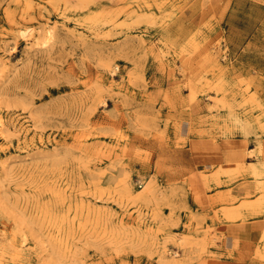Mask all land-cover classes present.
<instances>
[{
  "label": "rangeland",
  "instance_id": "374dc122",
  "mask_svg": "<svg viewBox=\"0 0 264 264\" xmlns=\"http://www.w3.org/2000/svg\"><path fill=\"white\" fill-rule=\"evenodd\" d=\"M263 16L264 0H0V264H264V237L224 246L196 209L264 216V83L240 74L263 77ZM189 137L235 156L167 181Z\"/></svg>",
  "mask_w": 264,
  "mask_h": 264
},
{
  "label": "crops",
  "instance_id": "0c3cea01",
  "mask_svg": "<svg viewBox=\"0 0 264 264\" xmlns=\"http://www.w3.org/2000/svg\"><path fill=\"white\" fill-rule=\"evenodd\" d=\"M246 2H251V0H245ZM222 21L227 18V24L229 26V29L232 28V30H237L240 32H244L242 30V27H245L246 24L244 22L240 23H235L231 22L235 17L236 13H217ZM239 18L242 19L243 17L249 18L250 13H238ZM234 21V20H233ZM249 23V21H247ZM263 23H264V16H263ZM252 27L256 26V22H252ZM240 49V48H239ZM254 64V63H253ZM252 64V65H253ZM240 67V64H237V67ZM255 67V65H254ZM241 75L248 77L249 80L253 81H263L264 83V60H263V72H262V79H259L257 75H255L252 71L251 68L245 67L241 69ZM263 98H264V88H263ZM208 138L205 137H189L184 144L182 145H171L168 147L169 154L172 153H183L184 155H187V160L189 161V166L185 167V172L181 175H176V172L174 173H167V181H175L179 180L183 176L186 175L187 172L193 171L195 169L199 170V166L197 165L198 161H201L202 159L206 160H213V159H218L217 156L219 155H227L230 156L232 155L233 157L235 156L234 154L231 153H221L218 150H215L211 145H207L206 142H208ZM241 141V139L239 138ZM252 145L249 148V150L255 149V143L252 140L251 141ZM253 146V147H252ZM241 154H237L236 156H240ZM157 160L155 166L158 167L159 174L162 173L161 169V164L164 166L172 167L173 164L170 163V161H167L165 159L160 158V154L157 155ZM226 157V156H225ZM174 171L175 168L172 167ZM187 169V172H186ZM163 175V174H162ZM194 180V179H193ZM222 191V190H220ZM217 191H210L207 192V195H213ZM197 210H200L201 214H205L203 218V227H209L211 234H215L216 236L220 237L219 242L222 243V245L227 246L229 242L233 244V242H245V243H250V244H256L262 241L264 237V216L261 215H256V216H250L247 214L245 211L244 217L238 218L236 220H223L219 219L221 216L215 214V209H218V206H212L206 204L204 207H197ZM218 240V239H217Z\"/></svg>",
  "mask_w": 264,
  "mask_h": 264
}]
</instances>
